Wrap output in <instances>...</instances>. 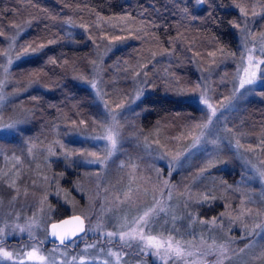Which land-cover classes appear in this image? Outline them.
I'll list each match as a JSON object with an SVG mask.
<instances>
[{"label":"trees","instance_id":"1","mask_svg":"<svg viewBox=\"0 0 264 264\" xmlns=\"http://www.w3.org/2000/svg\"><path fill=\"white\" fill-rule=\"evenodd\" d=\"M195 1L0 0V31L4 33L0 36V96L4 97L0 100V122L1 125L15 124L14 128L0 133V140L31 144L35 141L33 144L39 150L44 147L49 151H58L59 141L65 146L62 165L52 163L56 167L53 172L62 173V188L69 192L67 200L64 196L61 199L56 219L77 213L72 210L86 213L90 205L84 188L91 168L82 158L89 140L80 138L75 143L70 136L80 134L82 129L88 130L95 121L94 116L102 119L104 112L94 99L93 81L108 101L128 107L129 118L135 125L134 134L143 133L138 136L139 145L151 144L153 150L164 155L179 154L167 188L173 213L179 217L174 225L180 229L178 235L189 238L193 235L186 233L192 232L207 237L199 220L217 216L225 211L226 203L240 200L241 193L234 189L238 184L240 190L243 188L241 180H236L244 172L241 163L236 162L232 169L235 179H221L215 173L224 170L219 171L217 165L209 166V158L204 163L199 152L183 155V151L201 122V110L192 98L198 80L204 79L214 100L229 94L235 82V59L239 57L247 27L252 25L251 28L256 27L255 33H264V0H205L202 5H196ZM241 8L246 15L240 12ZM40 45L45 47L38 52L31 51ZM25 49L29 54L21 55ZM141 50L144 57L139 60ZM137 89L143 93L139 99L133 91ZM259 90L260 99L249 109L254 113V124L259 123L253 129L262 142L264 90L262 93ZM128 143L132 144L131 139ZM72 144L79 145L78 154L72 151ZM124 148L127 150V146ZM72 164L78 172H70L68 165ZM157 165L159 171L165 170L152 162L144 165L147 171L143 175L136 177L151 179L157 173ZM141 169L139 166L138 172ZM201 169L206 171L198 175ZM114 179L111 186H125L123 173L120 179ZM77 185L84 200L76 191ZM200 194L202 200L205 195L209 197V206L194 203ZM253 200L251 205H260L254 197ZM122 205H111L103 213L101 219L107 226L116 227L107 215L119 214L123 211ZM188 213L193 222L190 231L186 228ZM247 219H243V226L235 225L231 230L229 221L225 220L223 235L214 236L218 243L231 240L225 257L237 252L247 240V227L251 225ZM78 238L84 239L76 249L67 252L79 253L80 248L95 241L109 243V238L84 233L67 243V247ZM17 242L18 239L10 238L2 244L11 247ZM114 243L111 241V247L125 248ZM51 244L56 243L46 245ZM124 251L123 264L151 262L148 255H141L137 250L135 256H131V248ZM227 259H223V264H228ZM190 260L205 264L199 254Z\"/></svg>","mask_w":264,"mask_h":264},{"label":"rangeland","instance_id":"2","mask_svg":"<svg viewBox=\"0 0 264 264\" xmlns=\"http://www.w3.org/2000/svg\"><path fill=\"white\" fill-rule=\"evenodd\" d=\"M196 5L198 4L196 3ZM251 27L252 25L247 27L246 33L240 43L239 57L235 59L234 87L229 94L226 96L222 95L220 99L214 100L211 97V89L209 93L204 79L201 81L198 80L192 98L197 102L201 110L200 124L207 123V118L211 115V109H209L206 104L201 103V97L207 99L208 104H210L213 109H217V111L215 116L212 117V122L204 130L201 143L197 145L196 148L190 147L194 137L200 133V129L198 128L192 137L191 143L183 151V155L199 152L202 159H204V163H206V158L214 161L219 171L224 170L223 173H215L221 179H226L227 177L235 179L237 176H234L232 172V169H235V163L237 162L243 165L244 172L236 178V180H241V186H243V188L240 190V184H238L234 189L241 193L240 200H232L226 203V209L222 212L224 216H221V213L214 216L218 218V227L212 231V236L219 235L220 237L223 235V231H225L224 229L226 227L224 221L227 220L230 223V221L239 216L241 212L244 213L243 219L249 218L247 221L251 223V225L248 224V234L246 235L248 238L243 243L242 247L238 249L237 252L227 255L228 264H264V261H258L256 259V255L259 254L258 245L264 244V233L256 235L253 232L256 224L264 223V200L261 199V195L264 194V181H261L253 168V165H255L258 169H264V145L261 140L258 139V135L255 134V129L253 128L258 127L259 123L255 122L258 126L254 124V113L249 109L251 104L260 99L259 88L262 89V93L264 89L261 87L264 85V80H258L255 84L246 85L245 88L236 91V89L239 88V79L244 74L243 69L248 67L249 53L247 49H254L251 53L254 59H264V53L260 51L262 32L255 33L253 30L256 27ZM248 33H251V35L248 36ZM245 37H247L246 47ZM143 57L144 51L141 50L138 58L140 60V58ZM258 75H260L259 72ZM93 90L95 94L94 99L98 101V105L104 112L102 115L103 121L99 115L94 116L95 121H93V124L88 130L82 129L80 134H72L70 136L72 139L76 140L74 141L75 143L80 138L89 140L86 146L87 152L84 153L82 158L84 163L91 168L88 169L89 176L86 179L84 188L89 197L88 203H90V205L86 213H81L77 210H72V212L76 211L85 218L86 233L109 238L107 233L116 232L117 235L112 237L111 241L115 242V245H119L121 244L118 235L120 226L125 223L126 220L130 223L134 218L142 215L143 212L147 211L149 208L157 207L156 202L161 201L166 205L168 213L165 219L169 222L165 227L167 229H172L174 225L171 221V217L174 215V210L172 203L169 201V190H167V188H170L169 172L171 171L172 173L177 167L179 159L175 161L174 168H170V162L173 160V157L177 155H164L162 152L153 150L154 148L151 144L147 146L146 144L143 146L139 145L137 143L139 141L138 136H141L143 133L141 135L134 134L133 128L135 125H133L132 119L129 118L130 114L128 113L129 111H127L128 107L126 106L127 108L120 109L117 106L121 104L108 101L107 98H104L102 91L97 87L93 88ZM133 91L135 97H137L138 89ZM233 93H235V95H233ZM105 105H107V108ZM110 112H115L117 114V120L115 122L111 119L109 115ZM1 124L2 122H0V125ZM78 131H80V128ZM110 131L120 134L117 151L106 160L103 166L98 163H89V161L97 158L103 159L107 155L105 149L108 146V141L102 137L108 135ZM130 139L132 144L128 143ZM237 141H239L240 144L239 148H237ZM33 142L31 144L25 141L15 142L11 139L0 140V199L3 200V204L0 205V228H3L5 233L0 236V246L4 247L7 251L20 254L22 251L31 250V247L25 248V245H34L40 248L41 254L47 256L50 260H54L55 264H106V262H110V264H123L122 259L117 261L115 256H110L108 253L109 251L119 253L120 257L123 258L125 255L124 249L127 247L120 250L111 247V243L102 244L103 242L100 243V241H95L84 245L80 248L81 251L79 253L76 251L74 253H69L67 251L69 249L72 251L73 248L76 249L79 246L78 243L82 242L84 238L76 239L67 247V250L60 245L45 244L47 240V237L45 238V232H47L49 222L56 220L55 213L58 211L60 205H62V197L64 196L66 200L69 197H67L69 192L65 190V188H62V173H54L53 169H56V167H53L52 164L56 163L60 166L62 165L65 146L59 141L58 151H52L54 149L49 151L44 147L39 150L38 145L33 144ZM125 146H127V150H125ZM71 147L73 149L72 151L76 150V153H79V145L72 144ZM130 147L132 149H129ZM66 148H69L67 143ZM29 149H31V154H29ZM249 149L252 150L249 151ZM90 152H95L96 156L87 155V153ZM76 153L73 154L74 158L77 156ZM213 153L214 155L210 158ZM161 156L164 158L161 159ZM15 157H19V161H17ZM217 157H219V160L216 159ZM220 161H224L225 163H221ZM152 162L160 164L161 168L165 170L163 172L159 171L157 165V173L151 179L145 177L140 178V176L136 177V175H143L144 172L147 171H144V169H146L144 165L147 166ZM139 166L142 167V169L138 172ZM68 168L70 172L76 171L74 164L68 165ZM76 172H78V170ZM122 173L124 174L125 186L119 188L111 186V183L115 181L114 177L120 179ZM5 174H7L6 177ZM155 177L157 178L156 182ZM209 179L212 180V178ZM13 180H15L16 183L10 188L9 184ZM165 181L168 183L165 184ZM149 187L151 191L147 190V194L145 195L144 190L150 189ZM76 191L82 195L80 196L81 200H84V194H82L79 185H77ZM17 192L19 194H17ZM126 193H128L127 196ZM13 197H16L14 201ZM253 197L256 202L260 203V205H258L259 207L251 205V203L254 202ZM198 200H202L201 194ZM111 205L114 207L122 205V212L119 214H112V212L108 211L110 213L107 215L108 220L119 228L107 226L106 222L101 219L103 213L107 211ZM209 205L210 204L206 203L205 206ZM249 209L251 210L250 213L248 211ZM212 218H201L200 220L211 221ZM243 219L237 220L236 223H230V230L235 225L243 226ZM29 224H32V228L30 229L31 234L28 230L20 232L19 229L16 228V225H19L20 228H27ZM160 224H163V220L160 221ZM192 224L193 222L191 220H187L186 228H188L189 231L192 230ZM189 225H191V227H189ZM156 227L157 229L160 228L159 225ZM202 230L205 234H208L210 231V229L205 226L202 227ZM256 231L258 232L259 230L256 229ZM181 236L183 235H177V238ZM201 236L202 235L189 236V238L183 237L185 240L193 241V247L190 250L196 253V255L208 244L213 243L212 239H206L205 243L201 244ZM10 238L18 239V242L12 244L11 247L2 244L5 239ZM230 242L231 240L229 239L226 242L215 243L217 245H228ZM42 244L46 247H43ZM254 244L257 246L245 247L246 245ZM89 245H94V247H89ZM241 249H244V251L241 252ZM136 250L139 253L138 249L134 250L131 248V256H135L133 254L137 253ZM254 253H256V255H254ZM148 256L150 257L148 260L151 262L146 261L143 264H162L161 261L155 259L151 255ZM218 256V253H213L212 255L203 257V263L215 264L217 258H219ZM22 258L21 255H18L14 261L5 262L0 260V264H17V261ZM25 264H32V262H28L25 259Z\"/></svg>","mask_w":264,"mask_h":264},{"label":"snow or ice","instance_id":"3","mask_svg":"<svg viewBox=\"0 0 264 264\" xmlns=\"http://www.w3.org/2000/svg\"><path fill=\"white\" fill-rule=\"evenodd\" d=\"M196 3L198 5H202L205 3V0H196ZM186 10V9H185ZM240 12L245 14V10L243 8L240 9ZM253 15H258V13H253ZM70 22V21H69ZM236 27L237 25H233ZM4 33L0 31V36H2ZM251 33H248V36H250ZM119 39V37H118ZM55 41H49V43H54ZM247 45V37H245V47ZM45 47V45H40V48L38 49H31L32 52H38L42 50ZM254 49H247L249 55H248V67H245L243 69V75L239 79V88L236 89V91H239V89L245 88L246 85H253L258 80H264V59H254L252 56V52ZM260 51L264 53V33L261 34V41H260ZM29 51L28 49H25L21 55H28ZM210 55H214V53H210ZM20 57L18 56L17 59ZM55 63V61H52ZM9 64L12 63L11 60L8 61ZM7 71V69H5ZM258 72L260 75H258ZM139 75V73H137ZM145 75H147L145 73ZM92 87H97L95 83H92ZM142 92H139L137 95V99H139L140 95H142ZM235 95V93H233ZM4 97L0 96V100H3ZM201 103L206 104L209 109H211V115L207 118V123H202L197 125L200 129L199 135L195 136L193 139V143L190 145L192 148H196L197 145L201 143L202 137L204 136V130L208 127V125L212 122V117L215 116L217 109H213L210 104H208L207 99L204 97H201ZM223 106V105H221ZM107 108V105H105ZM120 109H123L125 105H118L117 106ZM109 115L111 116V119L115 122L117 120V114L115 112H110ZM83 123V121H81ZM15 127V124H9V125H0V133L3 132L4 129H12ZM111 128V126H110ZM103 139L108 141V146L106 147V153L107 155L101 159L97 158L95 160L89 161V163H98L100 165H104L106 160L115 152L117 151V146L120 139V134L118 132L110 131L108 135L105 137H102ZM262 144H264V140H262ZM240 147L239 141H237V148ZM252 149H249L251 151ZM29 154H31V149H29ZM54 154V153H52ZM68 155V154H66ZM89 156H96L95 152L87 153ZM161 159L164 157L161 156ZM17 161H19V157H15ZM179 159V154H177L176 157H173V160L170 162V168H174L175 161ZM219 160V157L216 158ZM221 163H225L224 161H220ZM209 166H215L214 161L209 160L208 162ZM123 166V165H122ZM254 170L258 174L261 181H264V169H258L253 165ZM206 171V169H201L200 173L198 175H203V173ZM169 175H171V171L169 172ZM7 174H5V177ZM16 181L13 180L9 187L11 188L13 185H15ZM168 182L165 181V184ZM130 191V190H129ZM17 194H19L17 192ZM144 194H147V189L144 190ZM128 193H126V196ZM169 198H171V195L169 194ZM16 199V197H13V201ZM212 199H215V197H212ZM261 199L264 200V194L261 195ZM209 197L207 195L204 196L203 200H196L194 201L195 204L198 205H204L208 203ZM252 202V201H249ZM243 203V202H242ZM3 204V200L0 199V205ZM157 207L149 208L147 211H144L142 215L137 216L134 218L130 223L125 221L120 226V231L118 233L120 243L123 247L132 248V249H138L139 253L145 254V255H151L155 259L162 262V264H200L197 260H190L191 257L195 256L196 253L191 251L190 249L193 247V241L192 240H185L183 239V236L180 238H177V235L180 233L179 228L173 227L172 229H167L165 225L168 224V220L165 219V217L168 215L166 210V205L161 202H156ZM185 207H189V204H185ZM250 213V209L248 210ZM221 216H224V213H221ZM244 216V213L241 212V214L234 219L230 221V223H236L237 220H242ZM187 218L189 220L192 219L191 213L187 214ZM179 219V217L173 215L171 217V221L173 225H175L176 220ZM217 217H213L211 221L208 220H199V223L201 225H204L206 228H209L210 231L205 237L204 235L201 236V244H204L206 239H212L213 243L208 244L205 248L201 249L199 255L201 258L212 255L213 253H218L220 259L216 261V264H223V259L225 257V253L228 251L227 244H220L217 245L215 243V237L212 236V231H214L218 225H217ZM163 220V224H160V221ZM71 225L69 228H65L62 232L56 231V229L61 228L62 226ZM157 225H159L160 230H157ZM191 227V225H189ZM16 228L19 229L20 232H24L26 230L29 231L32 228V224H29L27 228H20L19 225H16ZM53 231L51 232V235L56 237L61 245H64L67 247V243L72 242V237H76L78 233H86L87 229L84 226V221L79 216L73 217L72 221H62V224H52ZM256 229L259 231L257 232ZM253 232L256 235H260L261 233H264V223L256 224L255 229ZM167 233V234H166ZM177 234V235H174ZM4 229L0 228V236L4 235ZM31 234V233H30ZM187 235H193L194 233L189 232L186 233ZM248 233L246 232V235ZM117 235L116 232H109L107 233V236L109 237V243H111V238ZM47 237V232H45V238ZM42 243V241H41ZM256 247L257 245H246L245 247ZM31 247L30 251H22V253L17 254L12 251H7L4 249V247L0 246V260H3L5 262L7 261H14L15 258L18 255H21L23 258L17 261V264H25V259L28 262H32V264H55L54 260H50L47 256L41 254L40 248L34 245H25V248ZM89 247H94V245H89ZM259 254L256 255V259L258 261H264V244H259ZM241 252L244 251V249L240 250ZM110 256H115L117 261L121 259L119 253H113L109 251L108 253ZM75 260V258H74ZM106 264H110V262H106Z\"/></svg>","mask_w":264,"mask_h":264},{"label":"water","instance_id":"4","mask_svg":"<svg viewBox=\"0 0 264 264\" xmlns=\"http://www.w3.org/2000/svg\"><path fill=\"white\" fill-rule=\"evenodd\" d=\"M75 216L81 217V219L84 221V226L86 228V220L81 214H79V213H68L67 215H65L63 217H60L56 220H52L49 222V224L47 226V239H48V241L49 242H55L56 244L61 245L60 241L56 237L51 235V232L53 231L52 224L60 225V224H62V221H65V220L72 221L73 217H75ZM69 227H71V225L62 226L61 228L56 229V231L62 232L65 228H69ZM82 234H84V233H78L76 237L81 236ZM76 237H72V240L75 239Z\"/></svg>","mask_w":264,"mask_h":264},{"label":"flooded vegetation","instance_id":"5","mask_svg":"<svg viewBox=\"0 0 264 264\" xmlns=\"http://www.w3.org/2000/svg\"><path fill=\"white\" fill-rule=\"evenodd\" d=\"M47 242H48V241H47ZM48 243L50 244V243H55V242H48Z\"/></svg>","mask_w":264,"mask_h":264}]
</instances>
